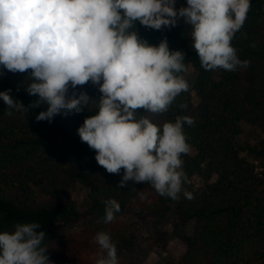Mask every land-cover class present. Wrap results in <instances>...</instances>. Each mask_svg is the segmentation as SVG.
Masks as SVG:
<instances>
[{"label": "trees", "instance_id": "16d2710c", "mask_svg": "<svg viewBox=\"0 0 264 264\" xmlns=\"http://www.w3.org/2000/svg\"><path fill=\"white\" fill-rule=\"evenodd\" d=\"M183 2L177 0L176 7ZM251 5L242 29L231 41L238 57L250 65L235 71H206L192 48V30L182 18L175 27L161 30L137 22L141 39L152 45L167 39L170 50L184 53L186 70L190 66L195 71L193 79L186 80L188 91L178 95L167 111L136 110L157 125L174 122L177 116L195 121L184 125L190 145L189 153L181 156L187 180L175 200L161 196L148 182L129 181L119 187L123 169L119 175L108 173L77 134L84 119L95 113L85 110L58 114L51 123L37 121L35 117L47 106L26 90L31 70L4 69L0 91L11 89L12 97L27 110H9L0 100V231H10L16 223H39L52 264H95L103 253L94 238L104 231L117 247L119 264H145L161 240L160 224L176 215L171 236L183 250L165 264H264V0H251ZM73 91L70 88L68 94ZM75 91L100 96L90 82ZM192 91L198 97L196 104ZM244 122L257 126L261 134L255 144L241 146L248 158L240 156L236 144ZM16 170L22 178L9 177ZM58 170L64 171L67 180L56 174ZM69 180L83 186L88 200L85 211L64 199L62 188ZM34 186L40 196L35 195ZM184 191L193 198H185ZM108 199L118 201L121 211L105 223ZM130 205L151 216L147 236L138 226L125 224L122 214ZM65 226L74 230L59 233Z\"/></svg>", "mask_w": 264, "mask_h": 264}, {"label": "clouds", "instance_id": "9594fccd", "mask_svg": "<svg viewBox=\"0 0 264 264\" xmlns=\"http://www.w3.org/2000/svg\"><path fill=\"white\" fill-rule=\"evenodd\" d=\"M0 0V76L6 69L25 73L26 90L47 106L35 119L52 122L85 110L95 114L77 129L81 142L95 151V160L110 174L123 173L119 187L148 182L161 196L178 199L187 177L182 154L190 151L184 125L190 116H177L162 125L136 110L153 114L168 110L189 89L180 73L184 53L170 50L167 39L158 45L141 39L140 25L154 30L175 27L182 18L191 28L192 48L207 70L247 68L232 45L246 19L251 0ZM91 83L98 99L77 86ZM73 89L69 95V89ZM0 91L7 109L26 111ZM186 108L187 105H181ZM12 112L8 111V115ZM187 199L191 192L184 191ZM104 222L121 211L115 199L104 201ZM46 233L37 222L16 223L0 231V264H52L44 246ZM95 242L102 250L95 264H119L111 235L100 231Z\"/></svg>", "mask_w": 264, "mask_h": 264}, {"label": "rangeland", "instance_id": "374dc122", "mask_svg": "<svg viewBox=\"0 0 264 264\" xmlns=\"http://www.w3.org/2000/svg\"><path fill=\"white\" fill-rule=\"evenodd\" d=\"M186 6V2L181 3L179 7ZM195 71L189 66L186 71L182 73V76L185 80H192L194 77ZM191 100L194 104L198 102V97L194 91L191 92ZM260 131L257 126L250 125L246 122L242 124V131L239 136L236 137V144L239 148L240 156L246 157L247 152L242 149V145L246 144H255L258 139L260 138ZM256 163V162H255ZM56 174L63 179H66L64 171L58 170ZM14 175H20L22 178L23 176L18 172V170L14 172H10L9 177H14ZM40 175V174H39ZM67 180V179H66ZM195 184L198 186L200 182L195 179ZM35 189V195L39 193L38 187H33ZM62 193L64 199L72 200L77 205L79 211H85L88 208V200L86 192L84 191L83 186L79 182L72 183V180H69V184L63 186ZM40 196V195H37ZM44 197V196H41ZM122 218L126 225H136L138 226L145 236L149 233L148 224L151 220V216H146L138 212L135 205H130L129 208L122 214ZM176 215H172L168 221L163 222L159 226L161 240L152 251L149 253L145 264H165L168 261L175 260V258L179 255V253L183 250V247L174 240L171 236V228L172 224L177 220ZM192 224H189V229L191 228ZM74 230V227L65 226L60 229L59 233H70Z\"/></svg>", "mask_w": 264, "mask_h": 264}]
</instances>
